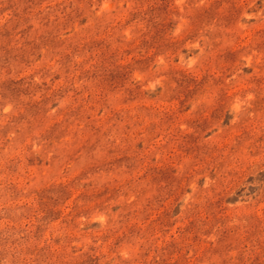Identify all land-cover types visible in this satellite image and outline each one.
Masks as SVG:
<instances>
[{
	"label": "rangeland",
	"instance_id": "obj_1",
	"mask_svg": "<svg viewBox=\"0 0 264 264\" xmlns=\"http://www.w3.org/2000/svg\"><path fill=\"white\" fill-rule=\"evenodd\" d=\"M0 264H264V0H0Z\"/></svg>",
	"mask_w": 264,
	"mask_h": 264
}]
</instances>
